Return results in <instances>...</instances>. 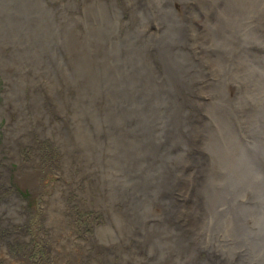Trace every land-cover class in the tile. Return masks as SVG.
Wrapping results in <instances>:
<instances>
[{
  "label": "rangeland",
  "instance_id": "obj_1",
  "mask_svg": "<svg viewBox=\"0 0 264 264\" xmlns=\"http://www.w3.org/2000/svg\"><path fill=\"white\" fill-rule=\"evenodd\" d=\"M0 231V264H264V0H0Z\"/></svg>",
  "mask_w": 264,
  "mask_h": 264
},
{
  "label": "bare ground",
  "instance_id": "obj_2",
  "mask_svg": "<svg viewBox=\"0 0 264 264\" xmlns=\"http://www.w3.org/2000/svg\"><path fill=\"white\" fill-rule=\"evenodd\" d=\"M0 232H1V231H0ZM8 234H9V233L3 231L2 233H0V237H2V236H8ZM9 241H10V240H9ZM0 256H1V255H0Z\"/></svg>",
  "mask_w": 264,
  "mask_h": 264
}]
</instances>
